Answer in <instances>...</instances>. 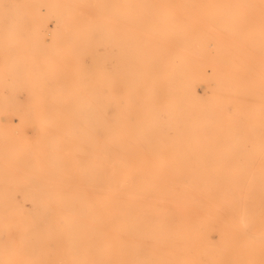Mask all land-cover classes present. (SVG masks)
Returning a JSON list of instances; mask_svg holds the SVG:
<instances>
[{
  "label": "rangeland",
  "instance_id": "1",
  "mask_svg": "<svg viewBox=\"0 0 264 264\" xmlns=\"http://www.w3.org/2000/svg\"><path fill=\"white\" fill-rule=\"evenodd\" d=\"M208 1L0 0V264H264V0Z\"/></svg>",
  "mask_w": 264,
  "mask_h": 264
},
{
  "label": "bare ground",
  "instance_id": "2",
  "mask_svg": "<svg viewBox=\"0 0 264 264\" xmlns=\"http://www.w3.org/2000/svg\"><path fill=\"white\" fill-rule=\"evenodd\" d=\"M218 1H221V0H218ZM236 1V0H235ZM238 3H241V2H239V1H237ZM187 4H188V2H186ZM218 3V2H217ZM206 4H208V5H213V4H215L216 5V0H209ZM219 5V4H218ZM242 9V8H241ZM206 28V27H205ZM214 34V33H213ZM215 35V34H214ZM229 38V37H228ZM199 46V45H198ZM206 57V56H205ZM209 57V56H208ZM199 58V57H198ZM197 58V59H198ZM199 59H201V58H199ZM209 59V58H208ZM204 60V59H203ZM206 61H209V60H206ZM211 63H213L212 61H210ZM214 65H216V63H214ZM217 66V65H216ZM219 67H221L220 65H219ZM222 68V67H221ZM223 69H224V67H223ZM226 69V68H225ZM229 70V69H228ZM206 106H208V105H206ZM175 135V134H174ZM216 139V138H215ZM214 140V139H213ZM188 150H189V148H188ZM187 151V150H186ZM176 153V152H175ZM145 154V153H144ZM176 155H179V154H176ZM181 155V154H180ZM181 157V156H180ZM180 159V158H179ZM181 160V159H180ZM147 168V167H146ZM156 168V167H155ZM154 168V169H155ZM167 172V171H166ZM168 173V172H167ZM189 173V172H188ZM196 175V174H195ZM183 177V176H182ZM193 177V176H192ZM210 178H212L211 176H209ZM165 178V177H164ZM204 178V177H203ZM199 179V178H198ZM209 179V178H208ZM164 180V179H163ZM213 180V179H212ZM151 182V181H150ZM152 183V182H151ZM150 185V184H149ZM148 186V185H147ZM193 188V187H192ZM107 190V189H106ZM191 190V189H190ZM198 190V189H197ZM138 191V190H137ZM199 191H201V190H199ZM119 193H121V192H119ZM201 194V193H200ZM208 194V193H207ZM122 195V194H121ZM196 195H197V193H196ZM199 195V194H198ZM200 197H201V195H200ZM137 198V197H136ZM156 199V198H155ZM168 200V199H167ZM207 200V199H206ZM156 201V200H155ZM171 201V200H170ZM175 201V200H174ZM209 201V200H208ZM168 202V201H167ZM158 203V202H157ZM165 203H166V201H165ZM210 203V202H209ZM171 204V203H170ZM166 205V204H165ZM208 205V204H207ZM176 206V205H175ZM174 206V207H175ZM206 206V205H205ZM164 207V206H163ZM172 207V206H171ZM194 210V209H193ZM69 214V213H68ZM206 214V213H205ZM204 214V215H205ZM208 216V215H207ZM211 216V215H210ZM209 217V216H208ZM176 218V217H175ZM177 218H179V216L177 217ZM168 218H166V219H164V220H167ZM170 219H171V217H170ZM170 219H168V220H170ZM163 220V221H164ZM167 220V221H168ZM173 220V219H172ZM178 220V219H177ZM179 220H180V218H179ZM182 220H183V218H182ZM181 221V220H180ZM179 221V222H180ZM184 222V224H185V222H186V220L185 221H183ZM120 223V222H119ZM172 223V222H171ZM169 224V223H168ZM167 224V225H168ZM186 224H187V222H186ZM188 225V224H187ZM168 226H170V225H168ZM188 226H190V225H188ZM191 227V226H190ZM173 228V227H172ZM177 228V227H176ZM184 228V227H183ZM171 229V228H170ZM174 229H175V227H174ZM178 229H176V231H177ZM192 230V229H191ZM191 230H190V232H191ZM168 231V230H167ZM169 231H171V230H169ZM173 231H175V230H173ZM181 230H178V232H180ZM186 230L184 229V231H183V229H182V234H183V232L184 233H186V235H187V232H185ZM181 234V233H180ZM178 237V236H177ZM193 237V236H192ZM174 238H176V237H174ZM195 243V242H194ZM190 252V251H189ZM191 253H193V251L191 252Z\"/></svg>",
  "mask_w": 264,
  "mask_h": 264
}]
</instances>
